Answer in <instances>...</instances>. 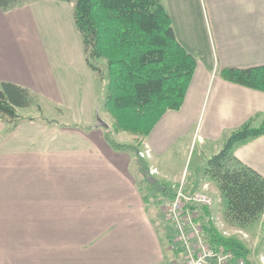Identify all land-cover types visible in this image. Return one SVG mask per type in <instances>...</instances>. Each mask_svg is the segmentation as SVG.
<instances>
[{
    "label": "crops",
    "instance_id": "1",
    "mask_svg": "<svg viewBox=\"0 0 264 264\" xmlns=\"http://www.w3.org/2000/svg\"><path fill=\"white\" fill-rule=\"evenodd\" d=\"M161 1L175 37L197 63L179 109L165 111L147 136L132 135L144 161L185 137L216 149L247 120L264 122V91L219 74L264 64V0ZM64 8L35 0L0 9V82L25 87L77 118L76 126L58 127L59 140L45 141H23L22 128L36 127H8L0 119V264H167L172 250L154 206L143 200L134 153L114 149L97 123L94 80L70 16L60 14ZM46 16L54 21L48 34L55 49L34 36H44ZM64 18L72 27L67 49ZM231 152L264 177V134L236 141ZM146 171L159 169L149 164ZM181 178L157 180L175 189Z\"/></svg>",
    "mask_w": 264,
    "mask_h": 264
},
{
    "label": "trees",
    "instance_id": "2",
    "mask_svg": "<svg viewBox=\"0 0 264 264\" xmlns=\"http://www.w3.org/2000/svg\"><path fill=\"white\" fill-rule=\"evenodd\" d=\"M27 1L0 0V8L20 7ZM59 1L70 6L88 70L103 75L105 80L102 107L113 118L111 129L104 127L106 141L116 150L134 153L145 182L142 190L145 202H150L151 190L172 198L177 186L175 189L164 186L149 176L138 149L140 142L119 143L111 134L128 131L147 136L165 111L179 109L197 63L196 54L175 37L170 15L161 0ZM101 58L103 67L98 62ZM219 74L225 80L264 91V64L221 68ZM34 102V95L27 88L0 82V119L6 124L16 125L22 120L16 109L28 108ZM260 134H264V122L254 126L252 119L247 120L206 161L205 172L216 181L226 200L227 214L239 223L251 222L264 211V177L238 160L231 149L236 141ZM200 211L196 219L212 247L231 251L245 258L247 264H254L242 240L223 235L211 224L208 206L201 205Z\"/></svg>",
    "mask_w": 264,
    "mask_h": 264
},
{
    "label": "rangeland",
    "instance_id": "3",
    "mask_svg": "<svg viewBox=\"0 0 264 264\" xmlns=\"http://www.w3.org/2000/svg\"><path fill=\"white\" fill-rule=\"evenodd\" d=\"M29 1L35 0H28L27 2ZM55 1L63 4V7L65 6V8L60 11V14L67 17L65 13L67 11V14L70 16L72 21L69 4L59 0ZM50 17L51 16H46L45 19H40L43 22H41V24L43 25L42 27L45 33L43 34L44 36L35 33L34 36H37L36 38L38 42L40 38L47 49H55L52 40H56V38L52 37L51 34H48L55 28L53 25L54 21ZM70 18L68 22L66 21V18H64L62 25V45L64 49L69 47L72 48L73 46L72 39L70 38V35H72V27L69 23ZM26 21L28 20L24 18L22 23L28 24V22L24 23ZM78 41L80 43V40ZM99 60L98 62L101 63L103 67L104 60L102 58ZM91 74L95 85L97 116L100 117V120H97V123H99L103 129L104 127L111 129L113 118L102 107L106 90L105 80L103 79V75L100 77L97 74ZM33 95L35 102L30 107L16 109L17 113L22 119L19 122H22L23 127L28 125L36 127L32 129L22 128L23 141H29L31 137L37 141H45L47 139L46 137L53 138V136L55 140H59L61 133L58 131V129H60L58 127H61L62 125L65 126L67 124H69L68 126H76L75 123H72L77 119L74 112L64 107H60L55 103L42 100L36 94ZM28 117L32 118L30 119ZM18 123H16V125ZM8 127L12 126L8 125ZM79 127L83 129L86 128L83 125H79ZM121 132L122 134H115L112 132L111 135L113 139L117 142L131 144L130 141L133 134L128 131ZM186 139L187 138L185 137L183 140L175 143L163 156L156 157L153 160L144 161L145 165L148 166L149 164H153L159 169L157 173L152 171L150 176L156 180L164 179L172 183L174 176L180 177L182 175L183 178L180 179L178 184L182 185V189H184L186 194L194 192L206 193L211 201L210 205H208L210 210L211 224L223 235L234 236L242 240L250 251L249 259H251L254 264H257L259 255L264 253V211L261 212L254 220L248 223H239L229 217L226 212V200L219 191L216 181L205 172L207 159L211 155L217 153L222 146L213 149L214 147L212 145L201 147L197 142L190 145V142H187ZM132 167L135 173L138 169L135 161L131 168ZM138 177L139 184L142 186V190L144 191L145 182L140 174H138ZM158 195L159 194H157L155 190H151L149 192V201L151 202L149 205L152 207L154 206V211H151V214L154 216L155 224L161 230V234L165 236L166 239H171L170 242L165 239L167 241V247L172 250V253L169 252L167 264H175L174 261L179 255L177 254L179 247H177V244L174 243L175 240H173V238L175 237V234L173 225L169 218L166 217L163 209L164 201H166L168 198L163 196L158 197ZM159 199H161L160 202H157ZM200 206L201 205L195 206L197 209L196 216L201 212ZM205 238H208L207 234H205Z\"/></svg>",
    "mask_w": 264,
    "mask_h": 264
},
{
    "label": "built area",
    "instance_id": "4",
    "mask_svg": "<svg viewBox=\"0 0 264 264\" xmlns=\"http://www.w3.org/2000/svg\"><path fill=\"white\" fill-rule=\"evenodd\" d=\"M147 151V150H146ZM142 155V153L140 152ZM206 193L194 192L186 194L179 184L174 196L164 201L163 209L166 217L173 225L174 243L179 247L175 264H247L246 259L234 255L222 248L215 249L205 238V231L196 219V205H210ZM257 264H264V253L258 257Z\"/></svg>",
    "mask_w": 264,
    "mask_h": 264
}]
</instances>
